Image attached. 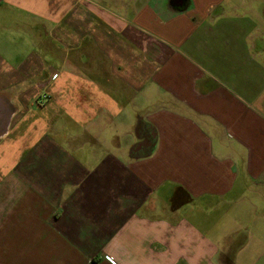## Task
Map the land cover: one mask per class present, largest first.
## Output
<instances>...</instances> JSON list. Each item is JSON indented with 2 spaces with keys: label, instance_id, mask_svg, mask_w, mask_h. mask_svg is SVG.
<instances>
[{
  "label": "crops",
  "instance_id": "1",
  "mask_svg": "<svg viewBox=\"0 0 264 264\" xmlns=\"http://www.w3.org/2000/svg\"><path fill=\"white\" fill-rule=\"evenodd\" d=\"M0 264H264V0H0Z\"/></svg>",
  "mask_w": 264,
  "mask_h": 264
},
{
  "label": "built area",
  "instance_id": "2",
  "mask_svg": "<svg viewBox=\"0 0 264 264\" xmlns=\"http://www.w3.org/2000/svg\"><path fill=\"white\" fill-rule=\"evenodd\" d=\"M56 76V75H55ZM44 99V100H46V99H48V94H46V93H44V94H42L41 96H40V99Z\"/></svg>",
  "mask_w": 264,
  "mask_h": 264
}]
</instances>
